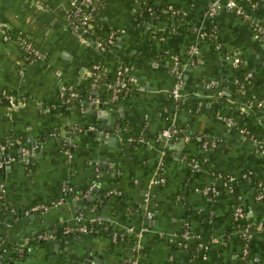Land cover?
I'll list each match as a JSON object with an SVG mask.
<instances>
[{
    "label": "crops",
    "instance_id": "crops-1",
    "mask_svg": "<svg viewBox=\"0 0 264 264\" xmlns=\"http://www.w3.org/2000/svg\"><path fill=\"white\" fill-rule=\"evenodd\" d=\"M215 1L94 0L96 23L117 34L105 49L74 27L68 16L71 0H0V21L12 29L11 40L0 34V94L26 97L15 109L0 103V140L37 143L29 162L15 160L0 169V264H10V253L25 240L18 250L25 252L20 264H61L52 245L41 248L37 237L47 231L53 237L65 234L78 213L96 220L95 230L72 231L61 245L87 244L108 264H130L138 243V264H243L242 243L231 222L234 200L257 222L250 257L264 264V190L261 198L254 190L255 178L264 180V145L223 119L236 108L246 118L247 109L240 110L244 101L231 93L235 77L251 73L246 86L256 101L251 105L256 122L248 123L264 140V44L257 33L264 28V0L255 6L233 0L244 6L247 18L221 8L209 19L205 13ZM145 4L153 14L137 24ZM194 28L214 31L216 38H200ZM16 35L28 38L45 58L28 62ZM192 46L196 53L190 55ZM169 55H177L184 67L186 105L181 108L163 107L174 83ZM94 64L106 73L121 69L131 81L128 94L113 99V77L88 85ZM72 86L82 98L63 104L61 91ZM173 125L179 133L163 139L162 131ZM137 135L141 142L135 141ZM198 136L215 144L204 147ZM198 155L199 168L191 167L188 157ZM160 161L164 180L150 184ZM226 176L233 177V194L226 191ZM65 179L79 189L96 179L97 190L75 207L67 205L75 199L71 195L66 205L28 209L61 197ZM146 209L157 217L149 226L143 225ZM129 226L135 241L112 239L111 232ZM184 226L199 232L194 238H209L210 250L201 248L192 256L177 248L169 235Z\"/></svg>",
    "mask_w": 264,
    "mask_h": 264
},
{
    "label": "built area",
    "instance_id": "built-area-1",
    "mask_svg": "<svg viewBox=\"0 0 264 264\" xmlns=\"http://www.w3.org/2000/svg\"><path fill=\"white\" fill-rule=\"evenodd\" d=\"M245 1L249 3L251 6H255L256 4H259L261 2V0H245ZM221 8H224L228 11H233L239 16H243L246 18L248 17V14L244 6L241 4H238L237 2L233 0H224V4H221L220 0H216L207 10V12L205 13V16L210 19L214 15H216V13H218V11ZM96 13H97V5L95 4L94 0H71V5L68 9V16L71 22L73 23L74 27L77 29V31L81 35H85L87 37L90 36L89 37L90 39L93 35L94 27L97 24L95 21ZM193 30L196 31L197 35L200 38H207L209 40H213L214 38H216L214 31H210V30L208 31L206 29L204 30V28L203 29L194 28ZM11 33H12L11 27L7 23L0 21V34L3 36V38L11 40L12 39ZM257 33L259 35L260 40L264 44V28L258 27ZM116 37H117V34L115 32H111L105 44L112 45ZM14 40L18 43L21 51L23 52L24 58L28 62L39 61L45 58V54L41 52L40 50H38L28 38L21 36V35H16ZM96 43H98L99 45L101 44L99 42H96ZM189 53L190 55H193L194 53H196V49L194 46L190 48ZM169 56L171 60L170 72L174 79V83H173V86L171 88L169 95L174 101L181 102L182 104H184L183 102L184 99L182 95V87L184 83V67L180 63V59L177 55H169ZM232 61L236 65L241 64V59L239 57H234ZM100 68L101 67H99L96 64H94L92 67L93 87H97L98 85L97 83L98 73L97 72L98 70H100ZM250 77H251V73H248L246 76H244V79L248 80ZM128 82L131 83L130 80L128 81L124 77L122 70L116 69L115 79H114L113 87H112L113 88V99L116 100L119 93L126 94L127 91H129L130 88L128 86ZM236 82L237 80L235 81V83ZM241 90L242 91L245 90V88H243V85H241ZM65 93L66 92H64V90L61 91L60 98H61V101L63 100L66 104H68V102L71 100H75L79 98L78 91H76L72 87L68 89L66 96H65ZM25 101H26V97L23 95H16L13 93L0 94V103L6 104L7 106H9L10 109H15L23 105ZM246 109H247L246 104L240 105V110L245 111ZM223 119L226 121V123L229 126H232L235 123L231 116H223ZM91 128L93 127L91 126ZM179 131L180 129L173 125L169 128L164 129L161 133V137L163 139H168L172 135L178 134ZM239 132L242 136H245L247 130L245 128H240ZM251 138L255 140L256 142H260L261 144L264 145V141L254 138L252 136ZM198 140H200L203 143L204 147H207L209 144H213V145L215 144L214 141H210L208 139L202 138V136H198ZM16 142L17 141L12 138H6L4 140H0V169L3 167L4 164L15 161V160H22L26 163L29 162V159H30V156L33 150L37 147L36 142L30 141L27 145H22V146L17 147L14 153L12 149L16 147ZM192 165L194 168H199L200 162L193 161ZM162 166H163V162L160 161L157 167V172L150 178V181H149L150 184H157V183L163 182L164 177L159 174V169H161ZM232 179L233 177L231 176L226 177L224 180V184L226 186L231 187ZM259 184H261V182H259ZM96 185H97V182L93 181L86 188L79 189L73 186V184L70 183L68 179H65L61 186L62 187L61 197H59L56 200H51L49 202H38V203L32 204L28 209L30 211H38V210L43 211V210L50 209L51 207H57L66 200L67 191L72 193L71 194L72 198H78L82 195L91 193L96 187ZM0 189H1V192L4 191V186L2 184H0ZM262 196H263L262 193H258L256 195L257 198H261ZM147 200H148V197L145 198V201ZM145 214L147 217L152 216L150 209H146ZM243 214L244 213H243V208L241 204L236 205L234 208V212H233L234 219L240 222L242 219H244L242 218ZM247 218L248 217L246 216L245 219ZM74 222H75L74 224H71L65 228L64 232L66 234L72 231L86 233V232H93L95 230L96 220L91 219L86 222L83 213H78L75 216ZM126 231L135 232V229L132 226H129L126 228ZM137 233L140 234V231L138 230ZM242 234L245 240L241 248L239 257L240 259L243 260V264H255V259L250 257L248 239L251 238L252 236V229L249 223L243 226ZM110 235L114 241L119 236L117 232H111ZM50 237H53V233L47 231V232H43L39 234L37 238L46 239ZM176 237H180L183 240H188L194 237H198V235L191 234L188 232V230H183V231H180L179 233H172L169 235V239L171 242ZM27 242L28 240H25L24 243H27ZM24 243H21L20 246H18V248L16 249L19 251L22 250L21 245ZM139 247H140V243L136 244L135 249H134L135 252H132V255L128 258V262L130 264H138V260H139L138 258L140 254V252H138Z\"/></svg>",
    "mask_w": 264,
    "mask_h": 264
},
{
    "label": "trees",
    "instance_id": "trees-1",
    "mask_svg": "<svg viewBox=\"0 0 264 264\" xmlns=\"http://www.w3.org/2000/svg\"><path fill=\"white\" fill-rule=\"evenodd\" d=\"M153 14V9H150L148 7V5H142L139 13L136 14V22L137 24H141V23H144V21L149 18L151 15ZM112 30L106 28L105 26H102L100 24H96L95 27H94V30H93V35L92 37L95 38V40L100 44V46L102 48H105V49H109L110 48V45H106V40L108 38V36L110 35ZM98 84H102V82H104L106 79H109V78H112V80L115 79V72L114 73H109V72H104V70L102 68H100V70H98ZM237 80V82L235 83V81ZM93 82V77L90 79L89 84H91ZM114 82V81H113ZM234 87H233V92L231 93L232 97L234 98H239L240 97V101H244L243 104H246L247 105V113H246V118H241L240 117V111L236 108V111L235 113L232 115H230L233 120H234V124L232 125L238 132L240 131V128H245L247 130L246 134H245V137L247 138H250L251 136L252 137H255L254 135V132L250 126V124L248 122H251L254 123L256 122V119H255V115L253 113V111L251 110V105H255L256 104V101H254V99L252 97H250L248 95V89H247V80L244 79V76L243 75H238L235 77L234 79ZM241 85H243V88H245L244 91L241 90ZM128 86L129 88H131V83L128 82ZM73 89H75L76 91H78L79 93V98L78 99H75V100H71L68 102V104H77L79 103V101L81 100L82 98V95L83 93H81L78 88L76 87H73ZM68 87H66L64 89V92L65 93V96L67 94V91H68ZM219 91V90H218ZM8 93H11V92H8ZM15 94V93H13ZM128 94V91L127 93ZM125 94V95H126ZM124 96V93H119L118 96H117V99L116 100H119L120 98H122ZM222 96V94L219 96V98ZM225 97V96H224ZM252 101H253V104H252ZM63 104H66L63 100L61 101ZM241 103V102H240ZM67 105V104H66ZM170 105H177V107H184L186 104H182L181 102H176L174 101L171 97H169V100L167 101L166 105H164L163 107L165 108H169ZM240 133V132H239ZM257 138V137H255ZM135 141L136 142H141L142 140L141 139V135H137V137H134ZM259 139V138H258ZM1 140H4V139H1ZM16 147H14L12 149V151L15 153L16 151V148L19 147V146H22V145H27L28 142H26V140L24 138H21V137H17L16 138ZM264 141V140H263ZM199 157V158H198ZM193 158V159H191ZM198 161V162H201L203 161L200 156L198 155L196 158L195 157H188V161L190 163V166L192 167V163L193 161ZM205 162V161H204ZM226 177H229V176H226ZM224 177V180L225 178ZM93 181H96V179H94ZM92 181V182H93ZM259 182H261V184H259ZM225 188H226V191L229 193V194H233L234 191L236 190V186L235 184H232L231 187L229 186H226L225 185ZM254 190H255V193H263V190H264V180L263 178L261 177H256L255 178V181H254ZM71 192H68L66 193V198H69L71 196ZM240 204L239 202H237V200H234L233 202V205H232V208H231V222L233 224V226L238 230V235L240 236V243L241 244V248L243 246V243H244V238H243V234H242V229H243V226L246 225L247 223L250 224L251 226V229H252V235L257 227V222L252 220L251 218H249L247 215H246V208L244 205L241 204L242 208H243V216L242 219L240 222L236 221L233 217V212H234V208L236 205ZM246 216L248 217L247 219ZM87 222V221H86ZM109 229V228H108ZM183 230H188L189 233L191 234H197V235H200L199 232L195 231V230H192V229H189L188 226H184L181 231ZM119 232L121 233H118L119 236L117 237L118 239H121V238H125V239H131V240H134L135 236H134V233L133 232H127L126 230L122 229V230H118ZM198 238V237H197ZM197 238H192V239H188V240H183L182 238L180 237H176L172 243L177 247V248H181V249H187L188 250V254L190 255H195L197 253H200L201 254V248H203L202 251H209L210 250V247H211V241L209 238L207 237H203V238H200V239H197ZM252 239V236L251 238L248 239V242H250ZM135 241V240H134ZM134 246V245H133ZM143 250V249H142ZM135 251V250H134ZM1 253V251H0ZM24 250L22 252H18V250H14L13 252L10 253V258L8 259L9 260V263L10 264H20V262L22 261L23 257H24ZM240 254V253H239ZM239 260L243 263V260L240 259L239 257Z\"/></svg>",
    "mask_w": 264,
    "mask_h": 264
},
{
    "label": "water",
    "instance_id": "water-1",
    "mask_svg": "<svg viewBox=\"0 0 264 264\" xmlns=\"http://www.w3.org/2000/svg\"><path fill=\"white\" fill-rule=\"evenodd\" d=\"M155 16V15H154ZM155 20H153V23ZM90 44L94 45V42L90 41ZM187 136H192V132H187ZM185 137L180 138V145L184 143ZM97 188H94V190L91 193H88L84 195V197H78L71 202H69L67 205L71 204L74 205L78 202H82L84 200H91L93 198V194L96 192ZM67 202H64L63 205H66ZM142 211V210H141ZM157 217L156 214L153 213L151 217H147L143 220L144 226H149L150 224L156 223ZM59 230H61V227L59 226ZM65 233H58L55 237H50L46 239H41L40 241V247L43 248L45 243H48L49 246L52 245V248L54 251H56V258L61 264H108V262H105L104 259H102L100 256H96L95 253H92L91 247L87 244H80L77 245L74 242L73 243H65L61 245V239L64 240ZM62 249V252L59 254V250ZM49 257V256H48ZM51 258V257H50Z\"/></svg>",
    "mask_w": 264,
    "mask_h": 264
}]
</instances>
